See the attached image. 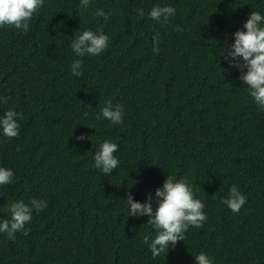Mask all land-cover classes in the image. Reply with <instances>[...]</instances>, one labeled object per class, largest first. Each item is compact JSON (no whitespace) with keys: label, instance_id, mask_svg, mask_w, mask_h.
I'll use <instances>...</instances> for the list:
<instances>
[{"label":"trees","instance_id":"1","mask_svg":"<svg viewBox=\"0 0 264 264\" xmlns=\"http://www.w3.org/2000/svg\"><path fill=\"white\" fill-rule=\"evenodd\" d=\"M79 5L45 0L27 32L0 28V97L10 98L0 117L23 116L18 137L0 130V167L14 173L0 187V221L12 202L47 203L27 235L0 233V264H195L201 252L212 264H264V110L220 56L251 11L264 15V0ZM155 6L176 9L168 24L149 18ZM84 30L102 31L108 48L76 57L70 45ZM108 101L124 106L122 124L103 118ZM105 140L120 161L107 176L94 167ZM166 176L188 178L207 220L153 258L143 239L155 230L147 216L128 215L124 198H154ZM232 185L247 197L238 213L221 202Z\"/></svg>","mask_w":264,"mask_h":264},{"label":"clouds","instance_id":"2","mask_svg":"<svg viewBox=\"0 0 264 264\" xmlns=\"http://www.w3.org/2000/svg\"><path fill=\"white\" fill-rule=\"evenodd\" d=\"M44 2L45 0H0V28L9 27L27 32L31 19ZM90 3L91 0H80L81 11H87ZM175 12L176 9L171 6H155L151 9L149 18L166 25ZM137 13L141 17L144 15L143 9H137ZM95 15L107 19V15L100 9ZM243 29L233 34V43L222 48L220 56L230 67L240 70L239 79L247 85L249 96L261 110H264V15L251 11L243 24ZM153 40V50L158 52V35ZM108 46L107 35L102 31L91 30H84L76 35L70 45L72 52L79 58L86 55H99ZM82 67V59H74L71 64V74L75 77L81 76ZM9 99V97H0V104H7ZM101 114L112 124H122L124 106L119 103L113 105L111 101H108L101 110ZM22 118L21 113L12 109L6 110L0 117V130L3 136L8 139L18 137L20 132L18 119ZM76 139L83 141L89 137L82 134ZM118 150L116 143L105 140L94 155V167L105 176L111 174L120 164L115 155ZM13 179L14 173L11 169L0 167V187L11 184ZM153 199H155V209H153ZM124 200L128 207V215L147 216V224L155 230L154 238L149 240V237L145 236L143 239L153 258L160 256L161 253L166 255L170 246L174 248L178 241L185 240V233L190 227L201 228L207 220V215L203 211L205 205L200 199L195 198L193 185L187 177L177 181L171 176H166L162 187L155 190L154 198L152 194H148L143 203L135 201L130 192L126 193ZM246 201L247 197L236 185H232L227 198L221 202L233 213H238ZM46 206V201L37 199H32L27 204L22 200L12 202L9 205L10 219L0 221V233H5L8 239H15L17 232L27 235L29 230L25 226L31 222L33 211L39 213ZM194 259L195 264H212V260L204 252L196 255Z\"/></svg>","mask_w":264,"mask_h":264}]
</instances>
